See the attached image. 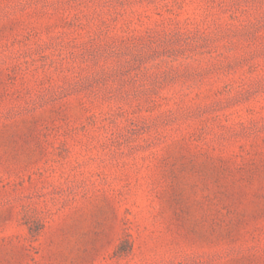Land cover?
Masks as SVG:
<instances>
[{
    "label": "rangeland",
    "instance_id": "rangeland-1",
    "mask_svg": "<svg viewBox=\"0 0 264 264\" xmlns=\"http://www.w3.org/2000/svg\"><path fill=\"white\" fill-rule=\"evenodd\" d=\"M0 264H264V0H0Z\"/></svg>",
    "mask_w": 264,
    "mask_h": 264
}]
</instances>
